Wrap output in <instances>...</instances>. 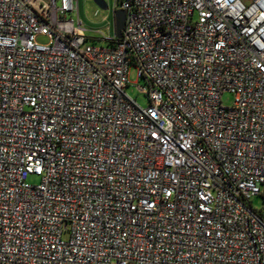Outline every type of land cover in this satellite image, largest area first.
Here are the masks:
<instances>
[{
    "label": "built area",
    "instance_id": "built-area-1",
    "mask_svg": "<svg viewBox=\"0 0 264 264\" xmlns=\"http://www.w3.org/2000/svg\"><path fill=\"white\" fill-rule=\"evenodd\" d=\"M117 8L0 0V264H264V0Z\"/></svg>",
    "mask_w": 264,
    "mask_h": 264
},
{
    "label": "rangeland",
    "instance_id": "rangeland-1",
    "mask_svg": "<svg viewBox=\"0 0 264 264\" xmlns=\"http://www.w3.org/2000/svg\"><path fill=\"white\" fill-rule=\"evenodd\" d=\"M107 4V8L102 9L98 7L93 0H77V16L83 23L85 28V34L89 36L90 42H97V44L106 45V41L100 37L112 36L114 32L113 26V15L112 11L114 8H117L118 0H104ZM71 17L75 20L76 14L73 12ZM38 41L45 42L47 38L44 36H38ZM127 79L129 81L128 85L125 88L126 94L133 98L139 105L147 106L149 100L146 94L139 90L140 87L145 89L147 84L141 78L138 79L135 76V68L130 67L128 71ZM220 102L222 105H231L232 95L229 92H222L220 94ZM28 183H36L38 181V176L34 174H29L26 177ZM261 196L254 195L251 198V206L253 208H259L261 206ZM126 264H133L128 262Z\"/></svg>",
    "mask_w": 264,
    "mask_h": 264
},
{
    "label": "water",
    "instance_id": "water-1",
    "mask_svg": "<svg viewBox=\"0 0 264 264\" xmlns=\"http://www.w3.org/2000/svg\"><path fill=\"white\" fill-rule=\"evenodd\" d=\"M93 2L102 9L107 8V4L105 3L104 0H93ZM112 15H113L114 31L116 37L119 38L121 36V31L124 25L125 12L123 9L117 8L112 11Z\"/></svg>",
    "mask_w": 264,
    "mask_h": 264
}]
</instances>
